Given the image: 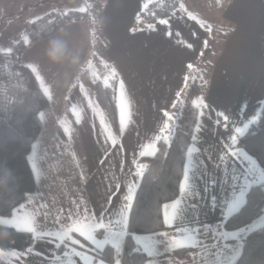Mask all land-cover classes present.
Segmentation results:
<instances>
[{"label":"crops","instance_id":"0c3cea01","mask_svg":"<svg viewBox=\"0 0 264 264\" xmlns=\"http://www.w3.org/2000/svg\"><path fill=\"white\" fill-rule=\"evenodd\" d=\"M152 1L105 0L107 55L118 74L117 129L81 75L90 49L86 20L67 21L24 52L50 106L30 151L37 188L0 223L31 230L35 240L27 254L0 248V264H110L69 243L58 248L73 232L96 247L120 243L144 157L156 153L162 133L174 124L191 73L208 79L188 148L196 151L191 161L187 151L169 227L134 239L149 255L147 264H233L246 236L264 226L263 212L240 228L225 227L252 185L264 182L259 161L233 141L264 103V0H228L217 10L209 3L207 19H227L236 27L211 64L202 61L208 26L182 6L167 18L137 25ZM45 9L50 11L43 14L65 11L57 5ZM97 229L105 236H95Z\"/></svg>","mask_w":264,"mask_h":264},{"label":"trees","instance_id":"16d2710c","mask_svg":"<svg viewBox=\"0 0 264 264\" xmlns=\"http://www.w3.org/2000/svg\"><path fill=\"white\" fill-rule=\"evenodd\" d=\"M226 1L216 0L215 9H220ZM104 7L105 0H94L87 10L49 12L25 20L23 28L26 37H21L11 50L0 51V216L11 215L27 195L37 188V178L29 154L44 129L42 112L49 109L50 103L23 58L32 43L53 35L67 21L89 18L90 49L81 75L86 77L114 127L118 128V74L107 55L109 40L103 24ZM180 7V0H153L139 14L137 25L144 27L167 18ZM232 28L233 25L229 24L228 27L222 25L219 31L208 29L203 62H213L220 49L219 43L224 42ZM207 89V77H196L192 81L181 113L174 124L162 133L156 153L144 157L146 169L131 208L128 230L120 237V243L116 245L106 242L104 246L96 247L89 238L73 232L59 246V251L65 243H69L110 264L148 263L149 255L135 241L134 236L169 227L168 214L179 194L186 155L197 121L199 99ZM234 146L244 148L264 168V103L259 116L246 133L235 139ZM263 212L264 182L255 183L242 207L226 219L225 227L230 230L240 228ZM94 234L97 237L105 236L102 229L95 230ZM34 240L35 235L31 230L0 223L1 249L27 254ZM233 264H264V226L246 236L241 253Z\"/></svg>","mask_w":264,"mask_h":264},{"label":"rangeland","instance_id":"374dc122","mask_svg":"<svg viewBox=\"0 0 264 264\" xmlns=\"http://www.w3.org/2000/svg\"><path fill=\"white\" fill-rule=\"evenodd\" d=\"M36 1L38 0H0V51L11 50L13 45L17 43L21 37H26L23 28L25 20L35 19L42 15L43 12L50 11V9L45 8H49L51 5H57L60 9L65 11L71 8L87 10L94 2V0H46L36 4L34 7ZM215 1L216 0H180V5L187 10L189 14L197 16L203 20L210 29H216L219 31L222 25L227 27L229 24L233 25V28L230 31L231 34L236 28L233 22L227 19L216 20L214 18L207 19L206 17V15L211 16L210 14L213 12V9L209 7V2L215 4ZM88 20L86 21L89 24L90 20ZM223 30L224 28L221 29V34L224 33ZM222 43L223 41L219 43V47H221ZM196 77H198V73H191L189 80L192 82ZM45 112H47V110L42 112V118L47 120L48 117L45 115ZM180 113L181 111L179 114ZM46 126L50 129L48 123Z\"/></svg>","mask_w":264,"mask_h":264},{"label":"snow or ice","instance_id":"6c2138e0","mask_svg":"<svg viewBox=\"0 0 264 264\" xmlns=\"http://www.w3.org/2000/svg\"><path fill=\"white\" fill-rule=\"evenodd\" d=\"M221 115H223L222 113H221ZM225 118V120H227V117H224ZM242 130L241 129H236V132L237 133H239V132H241ZM235 137H233V141H235ZM194 151H196V149H194V148H190L189 150H188V155H189V160L191 161V156H192V153L194 152ZM234 155H239V153H233ZM250 172L252 171V169H250L249 170ZM187 180H188V177H187V172H186V175H185V183L183 184V186H182V189H181V191L182 192H184V191H186V189H187V187H188V184H187ZM247 187V186H246ZM177 204L179 203V201H177L176 202Z\"/></svg>","mask_w":264,"mask_h":264}]
</instances>
